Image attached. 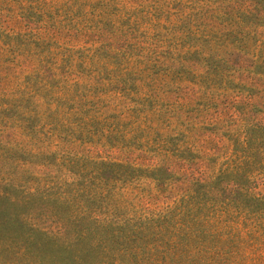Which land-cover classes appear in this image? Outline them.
I'll return each instance as SVG.
<instances>
[{
  "label": "rangeland",
  "instance_id": "1",
  "mask_svg": "<svg viewBox=\"0 0 264 264\" xmlns=\"http://www.w3.org/2000/svg\"><path fill=\"white\" fill-rule=\"evenodd\" d=\"M0 264H264V0H0Z\"/></svg>",
  "mask_w": 264,
  "mask_h": 264
}]
</instances>
